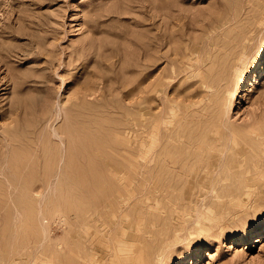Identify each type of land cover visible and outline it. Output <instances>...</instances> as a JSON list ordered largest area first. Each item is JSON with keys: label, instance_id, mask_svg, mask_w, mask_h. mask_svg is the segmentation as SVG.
I'll return each instance as SVG.
<instances>
[{"label": "rangeland", "instance_id": "obj_1", "mask_svg": "<svg viewBox=\"0 0 264 264\" xmlns=\"http://www.w3.org/2000/svg\"><path fill=\"white\" fill-rule=\"evenodd\" d=\"M263 58L264 0H0V264H264Z\"/></svg>", "mask_w": 264, "mask_h": 264}, {"label": "bare ground", "instance_id": "obj_2", "mask_svg": "<svg viewBox=\"0 0 264 264\" xmlns=\"http://www.w3.org/2000/svg\"><path fill=\"white\" fill-rule=\"evenodd\" d=\"M261 73L264 74V58H263V60L261 62V65L259 66V68L257 69V71L255 73V77H259ZM202 76H204V75L202 74ZM203 81H204V83L206 82V80H203ZM212 83H214V82L212 81ZM232 88L233 87H231V86L226 87V94H227L226 97H225L226 99L228 98V95L231 96V95L235 94V90H233ZM143 104H147V103L144 102L141 105L143 106ZM223 109L224 110L222 111V113L224 114L225 112H227V110H226V107H224V106H223ZM222 121L224 122V118L222 119ZM224 124L228 125L225 122H224ZM147 132H148V130H146V124H143L142 134L145 135V134H147ZM54 134L59 137L58 138V143L61 145V148H62L63 153H64V151L67 150L68 146H67V141L65 140V138L63 136V133L59 129H54ZM157 134H159V126L155 125V127L153 129V135L157 137ZM175 141H177L178 144L186 143V142H183V140L181 139V134H178L175 137ZM36 142H39V141H36ZM142 142H143V144H142V158L144 159V161H146V159L148 158L149 152H150V149H149L150 147H148V143L146 142V137L145 136H142ZM202 146H204V144L199 145V147H202ZM42 151H44V150H42ZM168 162L171 163V164H174V165L176 163V162H174V159H172V158L168 159ZM11 168H13V167H11ZM120 178H121V180H123L125 177L124 176H120ZM40 197L41 198H40V210H39V213L44 214L43 204H42V200H43L44 194L42 192L40 193ZM45 230H46V227L43 226V231H45ZM135 237H137V235H135ZM262 237L264 238V231H263V234L261 236H259V238H260L259 241H261L263 239ZM132 240L133 241L136 240V242L134 241V242H132L130 244L127 243V245H126L125 239H121V240L110 239V241L108 242V244H106V246H107V251H108V253L110 255L109 257H110V260H111V264H115L116 257L118 255V253H123V252L124 253H128V255L125 257V264H146L147 262H148V264H156L155 259L152 256H148V258H147V256H145V254L143 253V250L145 249V247L142 246V244H140V241H137L138 238H135V239L133 238ZM130 245H132V247ZM103 246L105 247V245H103ZM157 252H158L160 260L163 259L164 258L163 257L164 249L161 248ZM92 253H93V251H92ZM108 253H106V254H108ZM106 254L101 255V257H100L101 261L104 260L107 257ZM98 264H102V263H98Z\"/></svg>", "mask_w": 264, "mask_h": 264}]
</instances>
